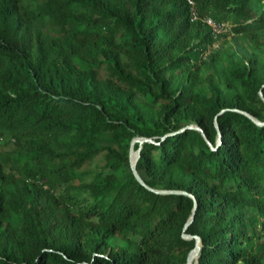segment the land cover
Returning a JSON list of instances; mask_svg holds the SVG:
<instances>
[{"label": "trees", "instance_id": "1", "mask_svg": "<svg viewBox=\"0 0 264 264\" xmlns=\"http://www.w3.org/2000/svg\"><path fill=\"white\" fill-rule=\"evenodd\" d=\"M194 1L230 33L185 0H0V264H186L194 202L137 182L134 138L146 186L196 199L192 264H264V125L236 112L264 124V0ZM190 125L216 150L165 137Z\"/></svg>", "mask_w": 264, "mask_h": 264}, {"label": "water", "instance_id": "2", "mask_svg": "<svg viewBox=\"0 0 264 264\" xmlns=\"http://www.w3.org/2000/svg\"><path fill=\"white\" fill-rule=\"evenodd\" d=\"M262 97V95H261ZM225 111H223L222 113H224ZM236 112H239L241 114H243L244 116H246L247 118H249L252 122H254L256 125L258 126H263L264 124L257 121L255 118H253L251 115H249L248 113H245V112H241V111H236ZM221 113V114H222ZM216 127L218 128L217 126V123H216ZM185 130H195V131H198L199 133H201L202 137L205 139V141L207 142L208 146L212 149V150H216L211 144L210 142L206 139L205 137V134L203 132V130L198 127V126H194V125H190V126H187L183 129H181L179 132H176V133H173V134H168L166 135L165 137L167 136H172V135H175V134H178V133H181ZM162 138V140H164V138ZM134 143H137L138 144V149L135 151L137 153V157L135 158V160H132L131 156H132V153H133V146H134ZM144 143H150V144H155V145H158V143H155L152 139H148V138H134L131 142V145H130V149H129V162H130V169L132 171V174L133 176L135 177V179L137 180V182L143 186L144 188H146L147 190L149 191H152L156 194H162V195H166V194H177V195H184V196H187L189 198H191L194 202V210H193V213H192V216L189 218L188 222L186 223L184 229H183V239L184 240H194L195 241V246L194 248L189 252L188 254V257H187V260H186V264H190L191 263V254L192 252L196 251L197 252V259H198V256H199V252L201 250V241H200V238L198 236H191V235H188L186 234V230L188 229V227L191 225L192 221H193V216H194V212H195V209H196V199L193 195L191 194H188L186 192H181V191H160V190H153L151 188H149L148 186H146V184L143 182V180L140 178V176L138 175L137 173V170H136V163L140 157V151L142 149V145ZM218 145L221 144V136L219 134V137H218ZM197 264V262H196Z\"/></svg>", "mask_w": 264, "mask_h": 264}, {"label": "built area", "instance_id": "3", "mask_svg": "<svg viewBox=\"0 0 264 264\" xmlns=\"http://www.w3.org/2000/svg\"><path fill=\"white\" fill-rule=\"evenodd\" d=\"M187 5L190 7L191 13V21H200L201 23L207 25L210 30L211 34L214 38H216L219 34L226 32V25L224 23H217L212 18L209 17H202L200 18L195 9V1L194 0H185Z\"/></svg>", "mask_w": 264, "mask_h": 264}, {"label": "rangeland", "instance_id": "4", "mask_svg": "<svg viewBox=\"0 0 264 264\" xmlns=\"http://www.w3.org/2000/svg\"><path fill=\"white\" fill-rule=\"evenodd\" d=\"M225 25H226V32L225 33H230V30H231V28H232V24H231V22H223ZM242 42H243V44L244 45H246V46H249L250 45V43H248L246 40H243L242 39ZM219 47H221V48H228V47H232V48H234L233 47V40H232V35H229L226 39H225V41H223V40H216L215 41V43H214V45H212L207 51H206V53L202 56V59H204L210 52H212V51H214L215 49H217V48H219ZM251 51V50H250ZM96 163H98V162H96ZM95 165L96 164H93V166L95 167Z\"/></svg>", "mask_w": 264, "mask_h": 264}, {"label": "bare ground", "instance_id": "5", "mask_svg": "<svg viewBox=\"0 0 264 264\" xmlns=\"http://www.w3.org/2000/svg\"><path fill=\"white\" fill-rule=\"evenodd\" d=\"M135 144H137V143H134V145ZM135 156H137V153L135 152V149H134V146H133V153H132V156H131L132 160H135ZM196 253H197L196 251L192 252V254H191V263L190 264H192L193 257H194V255Z\"/></svg>", "mask_w": 264, "mask_h": 264}]
</instances>
